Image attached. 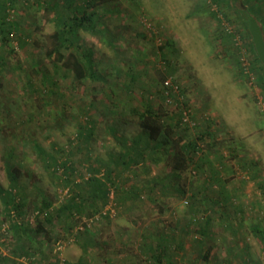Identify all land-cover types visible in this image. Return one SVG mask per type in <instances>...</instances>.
<instances>
[{"label":"rangeland","instance_id":"1","mask_svg":"<svg viewBox=\"0 0 264 264\" xmlns=\"http://www.w3.org/2000/svg\"><path fill=\"white\" fill-rule=\"evenodd\" d=\"M91 1L94 6L88 11L96 9L97 27L102 32L80 30L79 34L93 48L101 78L84 82L76 81L70 71L45 55L58 11L43 8L34 0L31 4L14 0L11 7L12 17L21 26L16 35L22 34L24 43L13 38V51L3 50L6 63L0 72V186L10 189L15 179L17 186L11 188L10 197L20 203V214L7 203L9 196L0 195V224L6 223V229L0 230V264H54L58 259L76 262L83 255L75 235L62 236L60 222L55 220L51 241L40 234L30 243L29 250L34 253L30 258L27 254L16 256L21 247L27 249V243L21 246L12 224L33 226L42 220L45 212L37 208L40 197H52V215L66 203L67 186L51 174L52 167L46 165L50 158L59 165L70 162L76 170V181L90 175L91 164L112 167L113 156L123 149L119 135L131 140L143 131L134 123L132 108L142 109L146 95L155 105L164 106L172 123L177 122L178 131L185 133L184 140L195 139L211 126L215 151L206 156L196 153L176 177L166 164L171 138L167 142L161 135L151 138V146L163 143L162 149L155 151L157 162L148 157L134 172L121 171L110 181L108 175L100 176L109 189V201L102 211L113 213L111 223L95 224L84 218L81 221L86 226L76 221L74 233L85 238L92 235L101 242L111 227H133L130 220L138 215V229L152 231L154 238L165 229L168 235L184 241L179 250L175 241L170 247L174 251L169 254L176 264H264V244L252 230L255 223L264 229V90L243 73L241 50H246L252 69L255 59L248 32L230 8L231 1ZM226 26L239 35L241 46L235 44ZM167 40L173 44L163 48L165 61L159 46ZM1 48L0 44V53ZM167 61L172 66L167 77L162 73L166 77L163 83L167 80L177 84L186 101L175 92L164 99V86L156 69L164 71L162 64L167 65ZM187 107L191 108L188 120L180 119ZM226 140H230L236 154L227 152L223 146ZM207 147L204 143L203 151ZM149 151L152 155L153 150ZM177 178L187 189L184 195L172 189ZM132 187L139 194L134 203L124 200ZM225 191L242 208L237 216L235 204L221 206L212 201L217 195L222 198ZM191 192L198 193L195 201H190ZM189 202L200 205V210L188 227L185 216L192 215ZM207 218L211 219L210 234L202 244H196L194 230ZM58 235L61 242L54 240ZM42 239L45 242L39 243ZM210 244L213 246L205 259V247ZM97 247H88L89 264H101Z\"/></svg>","mask_w":264,"mask_h":264},{"label":"trees","instance_id":"2","mask_svg":"<svg viewBox=\"0 0 264 264\" xmlns=\"http://www.w3.org/2000/svg\"><path fill=\"white\" fill-rule=\"evenodd\" d=\"M24 1L30 4L32 3V0ZM34 1L37 3V5L42 6L43 8H49L50 10L56 9L58 11L57 18L54 17L56 27L53 32L48 35V38L50 39V46L46 47L45 55L53 61L58 62L60 66H62L67 71H70L75 80L78 82H84L87 79L93 80L101 78L96 68L94 50L91 46L86 45L82 41L79 34L80 30H87L99 34L102 32V29L97 27L98 15L96 14V9L88 11L89 8L94 6L93 2L91 0H81L82 2L77 4L74 3L75 0ZM239 1L240 4L237 8H234L231 4L229 6L241 18L242 23L248 32V36L250 38V50L253 53L255 59L252 70L256 75L257 85L260 86L262 90H264V65L256 53L248 29V21L251 17H253L260 25L264 37V0ZM13 3L14 0H0V44L2 47L0 53V72L6 63V59L4 57L5 51L3 52V50H7L8 52L13 51L12 39L19 38V43H21V45L24 43L22 38L23 35H16L21 32V26L19 21L12 17L13 12L11 7L13 6ZM172 44L173 41L167 40L165 43L159 46L163 60L167 59L166 53L163 52V48H168V46ZM36 65L39 67L38 63ZM37 66L33 65V67L37 68L38 70ZM170 66H172V64L167 61V65L162 64L164 71H159V69H156L160 77V82L164 86L161 90L164 99L172 97L175 92L177 97L182 96L181 101L182 99L183 101H186L183 89L177 84L172 82H170V84L163 83L169 74L168 68ZM162 73L167 74L166 77L162 75ZM133 108L132 110L136 115L133 116L135 120L134 123L141 127L143 131L136 136H133L131 140H127L122 134L119 135L118 140L122 143L123 149L121 152L115 155V158L113 156L114 163L112 167L109 168L106 164H91L88 167L89 171L91 172L90 175L85 179L80 178L78 181H76L74 179V172L76 170L73 165L70 164V162H64L63 165H59L56 163L53 157L50 158V161H46L47 167H52L51 174L54 175L55 180L57 181L59 177L60 179L64 180L63 185L67 186V193L69 192V194L66 203L60 205L54 215H52L51 211H49L53 204L52 197L43 196L40 197V204L37 206L39 212H45L44 218L42 220L38 219L33 226L28 224H12L11 230L13 234H16L20 237L22 242L21 246H25L27 243V249L21 247L17 252H15L16 256L27 254V258H30L29 256L34 254L31 250H29L30 243H33L35 238H37V236L40 234H42L45 241H51L53 239L52 227L54 226L55 220H58L61 225L62 236L65 233L69 234L70 237L75 235L78 244H80L79 246L82 248L83 255L80 256L76 262H60L58 259L55 260L54 264H89L90 258H88V247L95 244L98 245L97 249L99 251V257L101 258V264H176L173 256L169 254V251H174L171 250L172 248L170 247L173 246L172 242L175 241V246L179 250L182 248L184 241L182 239L176 240L174 235H168L164 229L161 235L159 233L155 237L157 240L156 245L158 244L159 247H154L152 244L154 242L152 232L143 231V233H139L137 226H135V224L137 225L139 219L136 218H132L130 220V222L133 224V227H131L130 230H108V234H106V237L101 240V242H98L99 240L95 236L89 235V237L85 238L83 235L74 233V225L76 221H81V219L83 220L84 218L86 220H91V222L95 224H101L102 221L111 223L113 213L110 210L102 211V208L109 201V189L106 181H104L100 176L103 175V177H105V175H108L106 176V179L107 181H110L111 179L117 178L121 171L131 170L134 172V168L137 167L140 162L144 164L148 161V157H150L152 162H157L159 157L155 155V151L162 149L163 143L161 142V144L157 143L151 146V138L157 139L161 136H164V141L166 140V142L169 137L171 138L172 145L170 153H168L166 158V164L172 170V175L176 177H179V175L187 168L188 164L193 161V156H195L196 153L200 152L206 156V154H210V152L215 149L214 147L216 145V137L211 126H206V129L202 131L195 139L192 138L184 140L185 133L183 134L178 131L177 122L172 123L173 120L169 118V115L162 104L155 105L153 101L150 100L146 95L145 102L142 104V109L137 107ZM181 118L182 113L180 114V119ZM229 141L230 140H226L223 146L227 149L229 154H233V152L236 154L237 151L232 148V145L229 143ZM204 143L208 146L207 149H205L206 151H203ZM149 149L153 150L152 155L149 154ZM219 152L220 151H216L215 153ZM145 166H147V164ZM59 167L62 171L60 174ZM104 169L105 172L101 173L100 171ZM80 182H82V184H86V187L88 185L91 186V188L88 189L83 187ZM219 183H221V181H219ZM10 184L11 188L17 186L15 179L14 181H11ZM173 184L174 185L172 186V189L176 194L184 195L187 192L185 186L180 185L178 178ZM11 188L4 189L2 186H0V195L7 198L9 196L7 203H10L11 206L14 207L19 213L20 211L18 209L20 207V203L16 202L14 198L10 197L12 192ZM221 188V190L224 191L223 186H221ZM200 192L201 191L198 192L199 195ZM198 193L191 192L189 195L191 198L190 201H195ZM231 196L232 195L225 191V195L222 196V198H219V195H217L215 198L216 200H218V198L221 200L216 201L214 199L212 201L221 204V206H226V204L229 202L235 204V214L237 216L242 212V208H240L238 204L236 205V202ZM118 199H121L120 202L123 201L122 198ZM137 199H139V194L133 187L132 189H129L128 192H126L124 197L125 201H132V203H134ZM188 206L192 215L185 216V224H187L186 226L189 227L191 222L196 221L195 215L196 212L200 210V205L194 206L189 202ZM81 222L86 226L85 221ZM210 222L211 219L207 218L197 227L196 230H194L193 234H195V237L193 238V241H195L196 244H202L206 236L210 234ZM151 223L152 225L154 224L153 222ZM170 225L172 226V224ZM253 226L254 227H252V230L254 229V236L264 244V229L257 223H255ZM92 228H95V225H93ZM133 234L136 236L135 239H132ZM58 238L59 235L56 236L54 240L61 242ZM120 239H123V241L121 240L120 242ZM44 240L42 239L39 241V243L45 242ZM208 250L205 253L206 255H203L205 259L208 255ZM245 264L251 263L246 262Z\"/></svg>","mask_w":264,"mask_h":264},{"label":"built area","instance_id":"3","mask_svg":"<svg viewBox=\"0 0 264 264\" xmlns=\"http://www.w3.org/2000/svg\"><path fill=\"white\" fill-rule=\"evenodd\" d=\"M226 30H227V33L232 35L233 40L235 41V44L241 46L239 35L236 34L235 30L232 29V27H230V26H226ZM240 53H241L240 60H241V66H242L243 73L247 75V77L249 78V80L252 83L256 84V82H257L256 75L251 68V63L249 62V58H248V55L246 53V50L243 48ZM166 82H167V84H170V81L166 80ZM179 98L181 99L182 96H180ZM190 111H191L190 107L189 108L188 107L183 108V110H182V119L183 120H188V112H190ZM12 216H15V211H12ZM5 229H6V223L3 221L0 224V230L4 231Z\"/></svg>","mask_w":264,"mask_h":264},{"label":"water","instance_id":"4","mask_svg":"<svg viewBox=\"0 0 264 264\" xmlns=\"http://www.w3.org/2000/svg\"><path fill=\"white\" fill-rule=\"evenodd\" d=\"M231 4L234 8H237L239 5V0H231ZM248 29H249L256 53L260 61L264 65V37H263L260 25L253 17H251L248 21ZM263 76H264V69H263Z\"/></svg>","mask_w":264,"mask_h":264},{"label":"crops","instance_id":"5","mask_svg":"<svg viewBox=\"0 0 264 264\" xmlns=\"http://www.w3.org/2000/svg\"><path fill=\"white\" fill-rule=\"evenodd\" d=\"M216 113H218V112H216ZM232 141V140H231ZM140 164H143L142 162H140L139 163V165L138 166H140ZM140 216H138V215H135L133 218H136V219H138ZM151 226H152V223H151ZM113 230H130V229H128V228H126V227H120V228H118V229H116L115 227H111ZM152 229V228H151ZM138 231H139V233H143V231L145 232V231H150V230H148V229H142V230H140V229H138ZM95 231H93V233H94ZM150 232H152V231H150ZM89 234H91V233H89ZM140 238V237H139ZM141 239V238H140ZM156 238H154V242L152 243L153 244V246L154 247H159V245L157 244L156 245ZM136 244H138V243H136ZM135 244V245H136ZM212 244V243H211ZM207 245L205 248H206V250H208V249H210L211 248V246H213V245ZM169 245V244H168ZM171 246V245H170ZM95 249V248H94ZM89 263H90V261H89ZM119 264V263H118Z\"/></svg>","mask_w":264,"mask_h":264}]
</instances>
